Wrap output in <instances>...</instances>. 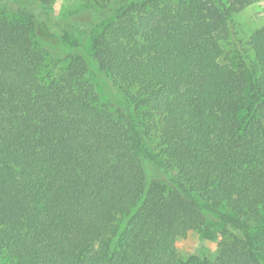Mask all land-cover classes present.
<instances>
[{
    "label": "trees",
    "instance_id": "1",
    "mask_svg": "<svg viewBox=\"0 0 264 264\" xmlns=\"http://www.w3.org/2000/svg\"><path fill=\"white\" fill-rule=\"evenodd\" d=\"M16 1L0 0V264H264V25L239 68L223 44L260 0H82L100 25L60 21L56 0L16 21ZM192 232L214 259L183 255Z\"/></svg>",
    "mask_w": 264,
    "mask_h": 264
},
{
    "label": "rangeland",
    "instance_id": "2",
    "mask_svg": "<svg viewBox=\"0 0 264 264\" xmlns=\"http://www.w3.org/2000/svg\"><path fill=\"white\" fill-rule=\"evenodd\" d=\"M9 6L12 7V9H10V16L16 21H25L26 19L22 15L21 9H42V6L37 4L35 0H19L16 1L15 4L11 2ZM46 8L51 11L57 19L66 23H73L75 21H78L76 23H92L93 21H97L96 23L100 22V25L103 22L102 18L96 19L97 15L94 14V8L90 9L87 1L56 0L52 5L47 6ZM263 25L264 0L257 1L245 8L243 11L234 15L235 36L225 40L223 44L226 54L229 56L228 59L234 63L236 68L242 66V63L239 60V57L242 54H245L254 60V52L249 45V40L251 35ZM84 43L88 48L91 47V41L87 35L84 38ZM62 65L63 63H59V65L56 66V72ZM100 91L104 100L110 98H108L110 93H108L106 87L100 86ZM120 103L122 106L126 107L123 96H120ZM178 247L183 255L186 256L199 252L211 259H214L218 253V246L215 238L210 236L202 239L198 232H192L187 238L181 239L178 242Z\"/></svg>",
    "mask_w": 264,
    "mask_h": 264
}]
</instances>
